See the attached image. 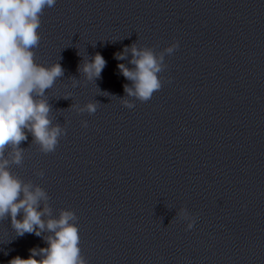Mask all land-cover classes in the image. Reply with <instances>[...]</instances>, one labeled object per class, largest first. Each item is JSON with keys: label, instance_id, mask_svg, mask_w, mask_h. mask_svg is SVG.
Listing matches in <instances>:
<instances>
[{"label": "clouds", "instance_id": "1", "mask_svg": "<svg viewBox=\"0 0 264 264\" xmlns=\"http://www.w3.org/2000/svg\"><path fill=\"white\" fill-rule=\"evenodd\" d=\"M55 3L56 0H0V160L5 146H18L27 139L26 128L44 152L56 148L61 129L58 126L49 128V105L44 100L34 99L33 93L42 96L63 74V69L59 63L50 68L36 64L32 51L40 41V15L45 7H52ZM178 47L177 41L165 51L171 54ZM131 52L135 70L118 65L123 76L134 82L135 90L125 86V91L146 102L162 87L157 74L161 71L163 55L157 58L150 49L138 50L135 45ZM123 58V53L117 54V59ZM105 64L104 58L96 54L91 62L84 64L83 72L89 79L99 77ZM87 108L89 112L96 110L93 104ZM20 160L21 154L17 151L14 162ZM7 163V160L0 162V218L10 215L18 235L35 232L39 236L45 222L41 220L44 213L37 210V204L44 193L39 188L32 192L29 185H22L6 169ZM21 193L23 199H19ZM21 210L23 219L17 220ZM73 218L71 212L65 211L58 220H48L47 229L54 233L47 239L48 247L39 251L32 249L27 259L16 257L10 264H85L78 246L79 230L69 223ZM191 227L190 224L189 229ZM38 255L42 257L39 260L36 259Z\"/></svg>", "mask_w": 264, "mask_h": 264}]
</instances>
